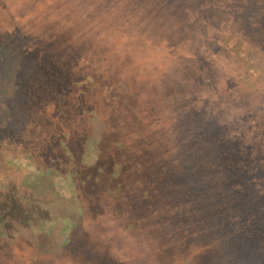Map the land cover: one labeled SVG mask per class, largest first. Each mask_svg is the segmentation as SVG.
<instances>
[{
  "label": "trees",
  "instance_id": "obj_1",
  "mask_svg": "<svg viewBox=\"0 0 264 264\" xmlns=\"http://www.w3.org/2000/svg\"><path fill=\"white\" fill-rule=\"evenodd\" d=\"M1 1L13 24L4 30L0 23V106L6 110L0 165L13 169L21 206L14 209L13 193L0 188V251L11 249L9 240L29 244L37 236L53 238L52 255L62 264H264V146L252 160L246 150L242 172L234 160L221 172L199 160L180 165L187 153L220 170L227 152L217 146L230 126L223 100L216 110L202 107L206 101L199 105L203 90L218 99L224 94L207 66L210 54L192 40V49L180 54L166 19H187L180 28L206 42L217 40L207 25L219 33L224 24L236 25L253 37L264 33V0ZM261 45L264 52V40ZM181 56H190L184 63L190 91L170 73ZM99 126L105 136L95 138ZM191 143L200 153L188 149ZM205 146L220 152L208 159ZM24 160L28 170L16 173ZM186 167L191 177L185 179ZM219 173L215 180L206 176ZM56 178L68 185L74 216L47 208L56 202ZM84 212L94 226L110 214L129 241L127 259L102 239L106 231L89 228ZM7 260L16 264L15 256Z\"/></svg>",
  "mask_w": 264,
  "mask_h": 264
},
{
  "label": "rangeland",
  "instance_id": "obj_2",
  "mask_svg": "<svg viewBox=\"0 0 264 264\" xmlns=\"http://www.w3.org/2000/svg\"><path fill=\"white\" fill-rule=\"evenodd\" d=\"M192 1L195 2L196 0ZM10 2H13V0H10ZM203 8L204 10H206L205 6ZM175 16H168L166 19L168 21V26L175 32L174 34L176 35V38L179 42L181 52L180 54H187L188 51L192 49L191 40L193 42H196L195 46L197 45L198 41L200 51H207V53L210 54V59L212 58V62L207 66H209V68L211 66L212 71L216 73L217 82L215 84V87L219 89V91L224 93L218 99L212 96V94L203 90L201 94L203 98H201L199 105L200 103L202 104L203 101H206L202 104V107L208 105L210 107L209 110H213V108L214 110H216L218 108L217 105H220V100H223L221 102V106H223L224 104H226L227 106H224V108L226 109V113H228V124L230 126V133H224L225 139L223 140V147H220V145L217 146V148L227 152L225 157L226 160L221 161L218 164V168H220V170L216 169L212 165L213 162L208 165V160L205 159V161L201 159L200 156L195 158V155L193 156V154L189 155L187 153H184L183 160L180 165L196 164L194 166H197L199 160L201 161V166H204L206 168L210 166V168L208 169L215 172H221L223 170L225 171V169H227L226 166L229 164L231 165L232 161L234 160V163L237 164V166H235L237 171L240 170V172H242V169L244 168L243 166H245L246 164V158L244 157H248V155H246L248 149L249 152H251V154L249 155V159L252 160L257 152V149L264 146V102H262L264 99V52L260 49V47L262 46L261 43L264 40V33L261 34L255 31L256 34H253V37L247 35L244 36V34L240 32L241 30H239V26L230 24H224L223 29H221L219 33V31L215 32L216 28L214 25H207L209 28V32L207 33L217 37V40L215 39V41L210 39V42H206L205 40H202L201 37L198 38L195 37V35L192 36V34L187 35V32L180 28L187 27V24H189L187 19L179 18L177 17V15ZM189 16L190 14L187 15V18ZM188 20H190L192 23H195V18L193 16L189 17ZM222 21L223 19H217L213 22L219 24L220 26V24L222 25ZM0 23L2 24V28L4 30H9V25L13 24L12 15L10 14L9 16L8 11L4 7V2L1 0ZM177 28L179 30H177L178 33L176 32ZM188 36L190 37V40ZM215 42L218 44L217 49H215ZM189 57L190 56H181L180 58H182L183 60L182 63L177 65L172 64V66L176 68L170 70V73H172L174 81L182 84L186 83V86L189 87L190 91L193 89V85L191 86L190 84L191 79L189 77L187 79L184 77V75H187V70L189 67H185L186 65H184V63H187V61L190 59ZM167 61L170 62L172 60L170 58H167ZM230 89L233 90V93L228 94ZM225 94H228L229 99L226 98ZM225 99L235 101L236 105L233 106L231 104V101H229V103ZM261 105L263 107V110L260 109ZM3 114H6V110H4L0 106L1 121H4L1 117ZM4 122L6 123V121ZM187 125L191 128L193 122L189 120V122H187ZM187 125L183 126V129L188 127ZM166 127L170 128L168 125ZM172 128L178 133L176 125ZM93 135L95 138L99 135L105 136V130H102V127L99 126L94 130ZM207 145H212V143H208ZM188 149H196L197 153H200L201 148L199 149V146L196 144L193 147V143H191ZM216 151L218 153L220 152L219 150H216V148L208 150L207 146H205V153L207 154L208 159H212L211 155L215 156ZM243 155L245 156L243 157ZM26 164L27 163L25 160L22 161L21 165H19V167L17 168L16 173L23 174L24 172H26V170H28ZM204 167L202 168L204 169ZM2 169L3 168L0 165V172ZM190 171V167L184 168L181 174L182 177L190 178ZM207 171L210 172L209 170ZM12 172L13 169L11 171L2 170V173H0V188L3 189L4 187L5 193H13L12 204L13 208L16 209L18 206H21L19 201H17V193L20 192V187L16 186L13 183ZM254 174H256V171L254 170V167H252L251 176H253ZM257 174L259 175L258 172ZM223 175L225 176V173ZM206 176L208 178H211L212 180H215L216 178H220V173L219 175L215 174V176ZM236 177V173L231 176L232 180L234 179L235 182H237L238 180L236 179ZM222 185L223 184L221 182L220 186ZM53 187L55 189V192L52 193L56 197V202L53 204H46L47 208L51 209L54 214L58 216L73 215L68 207V203L66 202L67 200H69V189L66 181L62 178H56L55 180H53ZM222 189L224 190L225 187H223ZM240 192L241 191H239L237 194H239ZM221 194L224 195V192H221ZM241 200L242 198L239 197L237 199V202ZM240 206L246 207L244 203ZM114 215H118V211H115ZM80 218H83L88 223L89 228H93V230L103 229L104 231H106L107 236L102 239H104L105 241L108 238L107 243L110 244L112 250L117 251L118 258L120 260L127 259L126 256L127 254H129V241L123 238L121 239L124 234H122L120 230L117 231L116 229H114L115 220L111 218L110 214L102 217L98 221L99 225L97 226H94L97 223L91 221L86 212H84ZM150 223L151 221L148 222V224ZM116 224H119V222H116ZM0 228H3V226H0ZM20 233L26 235L28 234L26 231L22 230H20ZM109 234H113L120 239H113L112 237H109ZM159 234L160 232L156 234V237H158ZM52 240L53 238L50 240V238H40L37 236H34L33 239H30L29 244H27V242L23 243V241L21 242L19 241V239L15 240V242L9 240L12 243L11 249H9V251H0V264H7V259H13V256H15L16 264H28L34 258L42 260L44 264H62L60 262V259L62 258H57V255H52L56 252L52 248V242L54 241ZM0 243H2V241H0ZM11 263L13 264V260L11 261Z\"/></svg>",
  "mask_w": 264,
  "mask_h": 264
}]
</instances>
